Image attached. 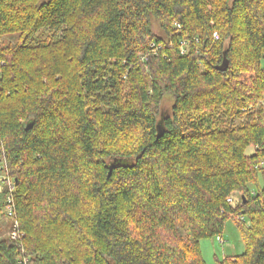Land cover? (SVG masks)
Instances as JSON below:
<instances>
[{
  "label": "trees",
  "instance_id": "obj_1",
  "mask_svg": "<svg viewBox=\"0 0 264 264\" xmlns=\"http://www.w3.org/2000/svg\"><path fill=\"white\" fill-rule=\"evenodd\" d=\"M263 54L264 0H0V264H264Z\"/></svg>",
  "mask_w": 264,
  "mask_h": 264
},
{
  "label": "rangeland",
  "instance_id": "obj_2",
  "mask_svg": "<svg viewBox=\"0 0 264 264\" xmlns=\"http://www.w3.org/2000/svg\"><path fill=\"white\" fill-rule=\"evenodd\" d=\"M152 31L156 34L161 35L162 30L159 27V23L157 21H152ZM46 36L43 32H38L34 35L33 43L38 40L42 39ZM17 35H6L5 40L9 43H13L14 40H16ZM260 65L264 67V54L260 60ZM164 99L162 100L160 110L162 112H167L170 109L171 103H172V96L170 94H167L163 96ZM129 138V136L127 137ZM127 139H121L119 142V145H125V144H131ZM259 184H263L262 178L259 179ZM251 189H255V185L253 183L249 184ZM245 224L248 223V219L244 218ZM241 230L239 228V225L237 224V221H235L233 218H228L225 223L222 230V242H218L215 240L216 236L213 237H204L200 240V250L202 258L205 262V264H217V261H221L224 256L229 255H235L239 254L244 250V242L241 236ZM7 233V232H6Z\"/></svg>",
  "mask_w": 264,
  "mask_h": 264
},
{
  "label": "built area",
  "instance_id": "obj_3",
  "mask_svg": "<svg viewBox=\"0 0 264 264\" xmlns=\"http://www.w3.org/2000/svg\"><path fill=\"white\" fill-rule=\"evenodd\" d=\"M214 36L217 37L216 33H214ZM184 44L181 45V52H184L183 48ZM4 165L0 164V178L3 177L5 178V184L7 186V191L5 193V198H4V215H6L11 221H12V229L9 230L8 232V237L10 239H17L20 235L18 232V223L15 220V210H14V202H13V197H12V191H13V183L11 181V178L7 176L6 169H4ZM4 172H1L3 171ZM229 201H232L231 197L228 198ZM217 241H222L221 236H216ZM19 262L21 264H31L26 256L21 255L19 258Z\"/></svg>",
  "mask_w": 264,
  "mask_h": 264
},
{
  "label": "water",
  "instance_id": "obj_4",
  "mask_svg": "<svg viewBox=\"0 0 264 264\" xmlns=\"http://www.w3.org/2000/svg\"><path fill=\"white\" fill-rule=\"evenodd\" d=\"M30 126H31V125H30V124H28L26 127H27V128H29Z\"/></svg>",
  "mask_w": 264,
  "mask_h": 264
}]
</instances>
